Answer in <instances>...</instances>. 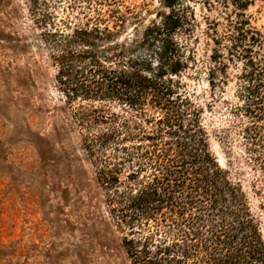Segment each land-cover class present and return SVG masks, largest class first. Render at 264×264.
<instances>
[{"label":"trees","instance_id":"obj_1","mask_svg":"<svg viewBox=\"0 0 264 264\" xmlns=\"http://www.w3.org/2000/svg\"><path fill=\"white\" fill-rule=\"evenodd\" d=\"M64 1L58 23H45L49 12L37 20L39 36L129 264H264L260 216L212 155L184 80L197 74V0H155L154 12L153 0ZM199 2L217 15L203 17L212 91L234 65L237 102L219 133L240 138L264 210V34L246 12L252 0Z\"/></svg>","mask_w":264,"mask_h":264},{"label":"rangeland","instance_id":"obj_2","mask_svg":"<svg viewBox=\"0 0 264 264\" xmlns=\"http://www.w3.org/2000/svg\"><path fill=\"white\" fill-rule=\"evenodd\" d=\"M149 3L151 12L159 7ZM64 5L0 0V264H129L93 167L81 152L78 129L66 124L54 66L40 40L45 23L65 15ZM193 7L200 25L190 40L197 74L184 80L202 103L212 155L241 183L264 235V210L240 138L234 129L226 139L219 133L237 102L234 65L226 84L212 91L206 75L212 44L203 17L217 15L199 0ZM46 12L50 18L38 24ZM246 12L264 34V0H252Z\"/></svg>","mask_w":264,"mask_h":264}]
</instances>
